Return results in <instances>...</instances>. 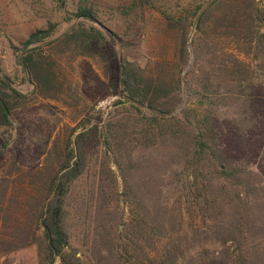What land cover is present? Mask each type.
I'll return each instance as SVG.
<instances>
[{
	"label": "trees",
	"instance_id": "obj_1",
	"mask_svg": "<svg viewBox=\"0 0 264 264\" xmlns=\"http://www.w3.org/2000/svg\"><path fill=\"white\" fill-rule=\"evenodd\" d=\"M170 1L132 0L122 9L128 31L109 36L94 4L80 0L72 20L91 25L57 35L52 21L13 44L36 97L79 110L78 86L59 75L65 56L93 59L122 97L99 135L91 121L65 139L39 133L41 161L28 169L17 157L21 136L10 143L21 133L11 115L31 96L0 61V128L10 135L0 159L13 155L0 176V264H20L2 257L31 244L38 264H264V0H197L182 12ZM155 13L161 20L148 22ZM169 31L172 55L160 34ZM153 42L156 53L130 57L134 46ZM97 137L122 191L110 165L90 166L89 140ZM90 176L78 196L77 183ZM71 204L80 255L67 225Z\"/></svg>",
	"mask_w": 264,
	"mask_h": 264
},
{
	"label": "rangeland",
	"instance_id": "obj_2",
	"mask_svg": "<svg viewBox=\"0 0 264 264\" xmlns=\"http://www.w3.org/2000/svg\"><path fill=\"white\" fill-rule=\"evenodd\" d=\"M80 0H65L61 3L55 0H0V61L6 73L19 75L14 86L23 93L31 96L29 103L22 108L16 110L11 118L15 126L21 131L16 130L13 139L14 142L19 139L16 147L17 157H21L19 163L24 168L36 166L41 160L36 158L38 148L36 146V138L38 134L47 135L52 132L55 135L60 134L62 139L67 138L72 134L71 127L79 123L87 124L89 121L97 123L101 132V125L108 117L110 111L114 110L115 103L122 97L120 96L119 87H115L103 75L98 64L86 56H79L76 59H68L66 56L60 59L59 75L62 80L68 83H73L78 86L82 95L81 104L78 111L72 110L64 102L53 99H45L40 96L36 97L33 92L36 89L35 84L31 81L27 74H20V71L15 66V49L13 44H18L19 40L25 38L31 31L37 28H43L49 22H57L58 33L62 34L70 28L72 24L83 22L86 25H91L92 21L84 18H75L72 20L73 11H75ZM197 0H172L171 11H181L185 7L193 6ZM98 10L100 22L97 24L102 27L109 36L111 30L120 32L128 31V21L123 16L122 9L129 5L132 0H89ZM258 4L262 0H257ZM158 19V20H157ZM160 21L158 14L147 16V21ZM155 25V29L160 30L161 25ZM158 26V27H157ZM195 33L194 27L191 31V38ZM161 35H168L170 40V53L175 54L176 34L173 31L161 32ZM155 36H157L155 34ZM154 40V39H153ZM134 43L138 41L133 38ZM136 44V45H137ZM136 50L131 53L130 57H140L142 59L146 54H154L157 52L155 42L143 46L142 50L134 46ZM118 48V46H117ZM191 50L193 45H191ZM144 53V54H143ZM137 54V55H136ZM193 62V57H192ZM191 62V65H192ZM190 65V66H191ZM258 72H261L258 71ZM118 66L115 67L114 78H117ZM74 116H77L76 119ZM82 124L79 129H81ZM94 124L87 125L92 127ZM76 134V132H75ZM74 134V135H75ZM9 131L0 128V142L9 138ZM74 137V136H73ZM99 137V136H98ZM98 137L90 139L91 148L90 166L96 169L101 164H108L118 175L120 191H122V178L117 166L113 163V158L103 153V150L98 146ZM13 155L8 154L5 158L0 159V176L11 167ZM15 170V169H14ZM27 181V179H25ZM92 177L82 179L77 183V195L87 192ZM75 204L70 205L69 216L67 220L68 230L71 234V241L74 247L84 251L82 244V228L80 221L75 215L77 212L73 209ZM123 206V203L122 205ZM122 227V226H121ZM9 258L20 264H38L39 250L37 244H31L16 251H12L4 255L2 259Z\"/></svg>",
	"mask_w": 264,
	"mask_h": 264
},
{
	"label": "water",
	"instance_id": "obj_3",
	"mask_svg": "<svg viewBox=\"0 0 264 264\" xmlns=\"http://www.w3.org/2000/svg\"><path fill=\"white\" fill-rule=\"evenodd\" d=\"M263 31H264V27H263V26H260V27H259V32L262 33ZM190 47H191V46H190ZM190 49H191V48H190ZM222 167L224 168L225 166L222 165Z\"/></svg>",
	"mask_w": 264,
	"mask_h": 264
}]
</instances>
